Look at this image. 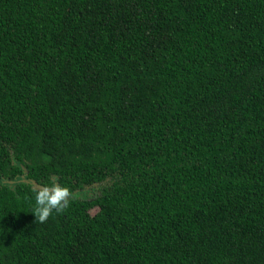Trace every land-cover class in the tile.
<instances>
[{
	"label": "trees",
	"instance_id": "1",
	"mask_svg": "<svg viewBox=\"0 0 264 264\" xmlns=\"http://www.w3.org/2000/svg\"><path fill=\"white\" fill-rule=\"evenodd\" d=\"M0 264H264V0H0Z\"/></svg>",
	"mask_w": 264,
	"mask_h": 264
},
{
	"label": "clouds",
	"instance_id": "2",
	"mask_svg": "<svg viewBox=\"0 0 264 264\" xmlns=\"http://www.w3.org/2000/svg\"><path fill=\"white\" fill-rule=\"evenodd\" d=\"M66 189L62 187H55L53 191L49 192L48 188L37 191L36 193V213L39 219L43 221L49 214L52 208L62 207L61 198L65 195ZM66 203V201H65Z\"/></svg>",
	"mask_w": 264,
	"mask_h": 264
},
{
	"label": "water",
	"instance_id": "3",
	"mask_svg": "<svg viewBox=\"0 0 264 264\" xmlns=\"http://www.w3.org/2000/svg\"><path fill=\"white\" fill-rule=\"evenodd\" d=\"M31 182H32V184H33V185H32L33 188H37V189H39V190H42V189H44V188H48V187H46V186H44V185H42V184H39L36 180H31ZM54 188H55V187H50V188H48L49 192L53 191ZM65 195H66V193H65ZM65 195H64V196H65Z\"/></svg>",
	"mask_w": 264,
	"mask_h": 264
},
{
	"label": "flooded vegetation",
	"instance_id": "4",
	"mask_svg": "<svg viewBox=\"0 0 264 264\" xmlns=\"http://www.w3.org/2000/svg\"><path fill=\"white\" fill-rule=\"evenodd\" d=\"M104 182H106V181H102L100 184L102 185V183H104ZM96 185V184H95ZM85 190H89V193H90V195H92V196H95V194L96 193H98L100 190H99V188H97V189H95V188H93V187H86V189H84V190H80V191H77L78 193H81L82 191H85Z\"/></svg>",
	"mask_w": 264,
	"mask_h": 264
},
{
	"label": "rangeland",
	"instance_id": "5",
	"mask_svg": "<svg viewBox=\"0 0 264 264\" xmlns=\"http://www.w3.org/2000/svg\"><path fill=\"white\" fill-rule=\"evenodd\" d=\"M85 193H87V195H90L89 190H85L82 191L81 193H78V195H84ZM96 211V209H93L92 212L94 213Z\"/></svg>",
	"mask_w": 264,
	"mask_h": 264
}]
</instances>
